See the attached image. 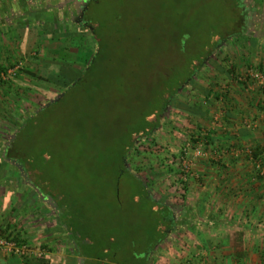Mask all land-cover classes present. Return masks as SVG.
<instances>
[{
	"label": "rangeland",
	"instance_id": "374dc122",
	"mask_svg": "<svg viewBox=\"0 0 264 264\" xmlns=\"http://www.w3.org/2000/svg\"><path fill=\"white\" fill-rule=\"evenodd\" d=\"M243 1L251 15L250 25L243 30L245 36L236 35L241 19L233 22L231 31L226 32L212 54V59L229 73L205 62L194 80L207 91L185 83L178 93L180 100L193 106L195 112L169 107L159 128L150 138L136 144L130 155L129 166L138 171L137 175L156 199L167 202L168 193L175 186H185L183 159L192 160L195 172L200 157L194 155L191 135L210 134V139L199 140L205 142V155L212 141L211 133H216L213 127L230 118L225 115L227 105L251 109L248 112L255 114L239 116L242 119L236 123L242 126L256 129L264 122V118H258V111L264 113V0ZM224 2L18 0L0 3L1 11L11 9V15L0 18L4 32H0V157L3 146L18 127L27 126V132L34 128L27 146L30 148L35 140L37 151L43 152L40 159L30 157L37 166L43 164L40 183L48 182L61 200L74 205L88 233L82 246L85 258L76 261L74 257L75 264H123L122 260L131 256L130 252L121 253L120 248L129 246L132 235L140 229L138 223L142 224L149 215L143 205L145 199L132 198L126 176L122 177L118 191L121 202L116 198L112 188L114 176L104 166L111 159L108 152L113 147L107 146L111 139L106 136L124 126L129 115L135 113L137 99L147 95L150 81L156 79L153 72L156 74L160 60L172 61L164 51L166 33L172 39L181 28L198 25L200 33H204L211 24L219 26L221 21L225 24L232 17L223 11ZM84 18L104 28L105 51L74 94L52 103L34 118L38 121L36 126L28 119L57 99L63 89L49 78L58 72L68 78L72 72L83 70L96 52L92 25ZM236 96L244 103L243 107H238L241 102ZM252 101L254 107L250 106ZM243 147L248 152L247 146ZM102 151L107 155L103 153L100 157ZM5 160L0 171V223L7 225L9 221L8 228L12 229L8 232L31 244L35 260L42 257L47 264H66L68 255L75 254L77 248L59 224L54 201L45 199L27 181L19 165ZM263 162L258 160L257 164L264 167ZM157 253L154 250L149 264H157Z\"/></svg>",
	"mask_w": 264,
	"mask_h": 264
},
{
	"label": "trees",
	"instance_id": "16d2710c",
	"mask_svg": "<svg viewBox=\"0 0 264 264\" xmlns=\"http://www.w3.org/2000/svg\"><path fill=\"white\" fill-rule=\"evenodd\" d=\"M223 11L229 12L232 18L225 20V24L221 21L220 23L222 26L221 24L219 25L221 27L211 24L204 33H200L198 25H194L191 28H181L175 35H172V39L171 35L166 33L164 37L166 38L165 42L167 46L164 48V51L166 52V56L169 55L173 58L172 61H168L166 58L160 60L156 74L154 73L155 71L153 72V78L156 79L150 81L152 84L149 85L147 95L137 99L135 113L129 115L124 126H121L118 130H113L106 136L111 139L110 145L107 146L113 147L110 149L107 148L110 150L108 156L111 159H109L110 161L106 162L104 166L109 175L114 176L112 179V188L116 194V198L121 202L119 200L118 191H120V183L123 180L122 177L126 176L129 180L132 198L134 200L145 199L144 202L146 203L143 205L148 211L146 215H149L146 216L142 224L138 223L137 228L140 229H137L136 233L132 235V241L129 243V246L125 247V245H122V249L120 248V251H122L121 253H132L131 256L122 260L123 264H149L153 250L160 241L166 239L167 230L172 229L170 220L173 219L171 207L163 203L164 201L162 202L156 199L143 178L137 175L138 171L131 169L129 166L130 155L135 150L136 144L143 139L150 138L154 131L159 128L161 119L169 107L195 112L193 106L180 100L178 93L185 83L200 87L194 80V77L196 73L201 70L205 62L208 61L221 71H227L226 68L217 64V62L212 59V54L224 38V35H226V32L231 31L233 22L241 19L242 24L236 35L245 36L244 33L246 32H243V30L250 25L251 15L249 6L246 5L243 0H225L223 3ZM84 14H86V9H84ZM84 20L87 22L90 19L84 18ZM91 25L94 33L96 52L83 70L72 72V75L68 78L63 77L59 72L53 74V76L49 78V80L51 79L55 83L61 84L63 89L57 99H53L51 103L42 107L40 111L36 113L37 115L28 119L31 123H36V126L38 125V121L35 122L36 120L34 118L38 116L40 112L46 110L52 103H59L63 99H67L69 95L74 94L80 86L83 85V82L88 79L83 78L90 73L88 70L97 67L98 60L105 51L107 41L106 35L103 34L104 28L100 24L93 25L91 23ZM1 70L2 68L0 67V71ZM227 72L229 73V71ZM76 76L78 77L76 78ZM98 81L100 82V80ZM97 85V88H99L100 86L98 83ZM200 88L207 91L203 87ZM21 125H24V123ZM26 127L27 126L24 128L20 127L21 130L18 127L16 134L3 146L1 150L2 157H0V171L3 170L6 164L5 158L19 165L20 171H23L27 181H29L45 199L49 197L54 201V206L60 216L59 224L66 230L68 237L74 240L75 245L82 253L81 255L85 256V252L82 250L84 247L82 246L84 245V240H87L86 236H88V233L83 229L84 222L82 217L78 215L73 204L69 201L65 202L61 200L57 195L59 193L51 190L52 187L48 182L45 185L40 183L42 181H40V176H42L44 171V167H42L43 164L38 163L39 166H37L34 160H30V157L32 156L33 158L40 159L43 157V152L42 150L39 152L37 151L38 146H36L35 140H33L30 148L27 146V140L31 138L30 136H33L34 128L29 129L30 131L28 130L27 132L25 131ZM202 137L206 140L211 138L209 133L202 135L196 132V134L191 135L193 139L192 143L196 145ZM103 153L105 156L107 155V152L102 151L99 154L100 157H102ZM253 156L256 159L260 157L256 149L253 150ZM257 169L260 171L259 168ZM0 236L16 239L20 242L23 241L17 239L16 233L8 232V227L0 231ZM26 262L29 264H38L40 262L44 263L45 260L29 258Z\"/></svg>",
	"mask_w": 264,
	"mask_h": 264
},
{
	"label": "crops",
	"instance_id": "0c3cea01",
	"mask_svg": "<svg viewBox=\"0 0 264 264\" xmlns=\"http://www.w3.org/2000/svg\"><path fill=\"white\" fill-rule=\"evenodd\" d=\"M8 1L18 2L0 3ZM9 11L0 10V18L11 15ZM251 104L254 107L253 101ZM243 105L241 102L238 107ZM232 107L225 108L230 118L213 127L216 133H211L206 154L197 159L196 177L185 180L184 187L175 186L167 202L158 198L171 207L173 219L166 239L154 249L159 252L157 264H264V173L257 169L258 160H264V122L256 129L242 126L236 123L239 116L255 114L248 112L251 109ZM258 115L264 118L263 112L258 111ZM251 148L259 152L258 159L250 154ZM3 225L0 223V231L9 226V221ZM75 247L66 264H75L74 257L84 260ZM21 262L20 257L0 251V264Z\"/></svg>",
	"mask_w": 264,
	"mask_h": 264
},
{
	"label": "built area",
	"instance_id": "2783aa9c",
	"mask_svg": "<svg viewBox=\"0 0 264 264\" xmlns=\"http://www.w3.org/2000/svg\"><path fill=\"white\" fill-rule=\"evenodd\" d=\"M202 135L206 133H201ZM205 143V142H204ZM204 143L198 141L194 148V155L195 156H203L204 155ZM192 160L191 159H183V176L182 179L188 180L190 177H196L195 172L192 170ZM262 173H264V167L259 163L257 166ZM32 246L29 242H20L16 239L6 238L0 236V251L12 254L20 257L22 262L20 264H29L26 262L27 259L33 258L32 255Z\"/></svg>",
	"mask_w": 264,
	"mask_h": 264
}]
</instances>
